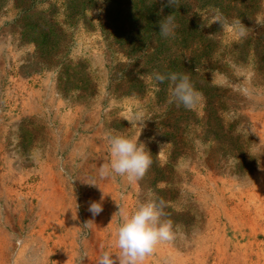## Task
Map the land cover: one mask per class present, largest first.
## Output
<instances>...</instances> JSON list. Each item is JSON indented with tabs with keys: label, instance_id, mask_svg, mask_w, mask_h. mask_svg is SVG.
I'll return each instance as SVG.
<instances>
[{
	"label": "rangeland",
	"instance_id": "1",
	"mask_svg": "<svg viewBox=\"0 0 264 264\" xmlns=\"http://www.w3.org/2000/svg\"><path fill=\"white\" fill-rule=\"evenodd\" d=\"M108 134L150 152L138 183L99 177ZM263 175L264 0H0V264L118 260L116 212L149 200L173 238L143 264H263L238 203Z\"/></svg>",
	"mask_w": 264,
	"mask_h": 264
},
{
	"label": "clouds",
	"instance_id": "2",
	"mask_svg": "<svg viewBox=\"0 0 264 264\" xmlns=\"http://www.w3.org/2000/svg\"><path fill=\"white\" fill-rule=\"evenodd\" d=\"M175 25L171 17H167L161 24V34L165 37L173 35ZM157 81L163 83L165 76L157 74ZM167 79L174 84L171 89L169 103L183 105L186 109H194L201 101V94L194 88L187 75L170 74ZM138 125L143 128V115L135 117ZM109 162L101 164L98 169L101 179L118 176L126 179L129 184L138 183L147 172L152 160L145 144L122 135L106 136ZM164 202L154 201L140 203L134 212L129 214L123 209L116 212L121 217V223L116 232L115 246L119 249L118 260L105 252L98 260V264H143L145 258L151 255L155 246L161 242L172 240L171 222H162ZM88 211L92 217L99 216L103 207L101 203L90 202ZM84 227L89 226L88 221Z\"/></svg>",
	"mask_w": 264,
	"mask_h": 264
},
{
	"label": "bare ground",
	"instance_id": "3",
	"mask_svg": "<svg viewBox=\"0 0 264 264\" xmlns=\"http://www.w3.org/2000/svg\"><path fill=\"white\" fill-rule=\"evenodd\" d=\"M262 178H263L262 182H259L258 183L257 189L255 190V192L253 194L251 193L252 195H247L246 193H245L246 194L245 195V194H242L243 193L242 192V193H240V199H238V203L242 207V209H243V211H244L245 214H249L251 210H254L255 211L256 218H257L256 221H260V220L264 219V175H263ZM247 197H248V199H247ZM245 198H246L248 204L246 202H243L242 201ZM254 227H255V225L251 226V228H254ZM254 230H255V228H254ZM254 230L251 231V234H250V237H249V246L253 250L256 251V255L258 257V261L257 262H259L261 260H264V256L261 255V253L264 251V228H262V230L260 231V234H257ZM259 238H262L263 241H259ZM44 243H46V242H44ZM45 263H46V261H45Z\"/></svg>",
	"mask_w": 264,
	"mask_h": 264
}]
</instances>
